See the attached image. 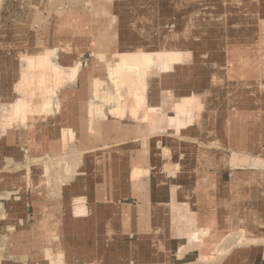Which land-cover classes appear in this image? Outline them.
Segmentation results:
<instances>
[{
  "label": "rangeland",
  "instance_id": "obj_1",
  "mask_svg": "<svg viewBox=\"0 0 264 264\" xmlns=\"http://www.w3.org/2000/svg\"><path fill=\"white\" fill-rule=\"evenodd\" d=\"M0 264H264V0H0Z\"/></svg>",
  "mask_w": 264,
  "mask_h": 264
},
{
  "label": "crops",
  "instance_id": "obj_2",
  "mask_svg": "<svg viewBox=\"0 0 264 264\" xmlns=\"http://www.w3.org/2000/svg\"><path fill=\"white\" fill-rule=\"evenodd\" d=\"M139 49L138 48H135L134 49V47H129V50H127L128 52H132V51H138ZM160 49H152V51L150 50L149 52H147L146 50H144V49H140V51H142V52H144V53H147V54H151V55H155V53L154 52H157V53H159V55H161V56H164L163 54V52H160L159 51ZM128 52H126V53H128ZM174 53V52H173ZM158 56V55H157ZM160 59V57H158V60ZM162 59L164 60V58L162 57ZM153 90L151 89V92H152ZM156 95V94H155ZM155 95H153V97H151V98H149V104H150V107L149 108H156L157 107V105H158V101H157V98L159 97V95L157 96V98H156V96ZM89 112V111H88ZM89 117H90V115H89ZM90 119V118H89ZM114 123V122H113ZM115 125H113V127H114ZM113 127H111V128H113ZM126 132L128 133V132H130V129H129V127H126ZM132 132V131H131ZM115 137H117V134L115 135V136H113V135H110V138L111 139H113V138H115ZM110 139V141H108L109 142V145H110V143L111 144H113V142H112V140ZM116 139V138H115ZM117 142V141H116ZM113 153V152H112ZM112 158V157H111ZM133 170H135L134 168H132ZM142 168H138V169H136V170H141ZM144 170V169H143ZM145 171H148V169L147 168H145ZM133 176V175H132ZM134 177V176H133ZM132 177V178H133ZM131 178V179H132ZM102 184H103V187L105 188V194L104 195H106V196H108L107 197V199H109V200H112V199H114L115 197L114 196H116L117 197V192H118V194H119V190H118V188H119V186H115L114 187V182H102ZM86 186H88V184L86 185ZM107 188H109V189H107ZM116 188V190L117 191H115L114 193L112 192L114 189ZM130 191V190H129ZM131 192H133V190H131ZM94 198L96 197V192H95V190H94ZM156 192L155 191H153V194H147L146 196L148 197V198H151L152 196H155V195H157V194H155ZM125 194H127V191L125 192ZM133 194V193H132ZM155 194V195H154ZM112 195V196H111ZM84 209L85 210H83V211H86V206H84ZM118 213V212H117ZM116 213V214H117ZM115 214V215H116ZM195 236H196V233H194L193 234V239H195Z\"/></svg>",
  "mask_w": 264,
  "mask_h": 264
},
{
  "label": "bare ground",
  "instance_id": "obj_3",
  "mask_svg": "<svg viewBox=\"0 0 264 264\" xmlns=\"http://www.w3.org/2000/svg\"><path fill=\"white\" fill-rule=\"evenodd\" d=\"M112 196V195H111ZM193 237V234L191 235Z\"/></svg>",
  "mask_w": 264,
  "mask_h": 264
}]
</instances>
